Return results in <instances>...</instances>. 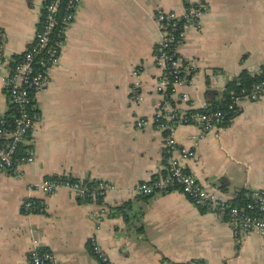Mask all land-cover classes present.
Returning a JSON list of instances; mask_svg holds the SVG:
<instances>
[{"label":"crops","instance_id":"1","mask_svg":"<svg viewBox=\"0 0 264 264\" xmlns=\"http://www.w3.org/2000/svg\"><path fill=\"white\" fill-rule=\"evenodd\" d=\"M45 0H0V31L7 58L28 46ZM205 3L196 28L178 47L194 63L191 85L173 99L201 108L205 92H221L242 71L264 72V0H81L48 88L36 96L39 120L29 146L34 161L20 175L0 171V264H28L33 248L59 264H103L89 250L93 237L111 264H264V238L237 242L225 219L205 212L179 191L142 198L134 187L163 173V135L151 121L161 97L153 48L160 33L156 8L184 14ZM141 68L143 100H129L134 67ZM186 98V102L179 99ZM0 108L6 97L0 79ZM145 125L135 127L137 119ZM201 134L180 125L174 139L191 148ZM186 170L217 196L264 191V97L243 101L231 123L199 138ZM51 175L112 185L101 201L79 202L64 188L44 194L28 185ZM227 183L226 190L221 182ZM42 202L44 213L25 214L21 202ZM127 205L124 213L116 208ZM106 210L99 224L90 214Z\"/></svg>","mask_w":264,"mask_h":264},{"label":"built area","instance_id":"2","mask_svg":"<svg viewBox=\"0 0 264 264\" xmlns=\"http://www.w3.org/2000/svg\"><path fill=\"white\" fill-rule=\"evenodd\" d=\"M80 1L45 0L34 35L21 54L6 57L5 36L0 31V79L6 97V109L0 108V171L19 176L20 168L34 161L29 139L39 120L36 96L50 84L51 71L58 64L66 46L67 33ZM205 10V3L198 2L181 15L160 8L153 12V19L160 33L153 55L155 65L160 71L155 89L161 100L155 106L151 121L154 128L163 135L164 170L160 176L138 183L133 194L154 197L179 191L203 211L222 216L238 243L247 233H255L264 238V191L252 190L245 204L235 205L232 200L210 192L186 170L183 163L195 156L194 147L197 146L199 138L211 130L222 128L219 125L226 116L221 111L200 110L206 108V104L201 108L191 109L184 104H178L172 98L178 86L192 84L194 63L180 55L178 47L184 41L188 27H200L199 20ZM140 75L141 68L134 67L129 89V100L133 104L143 100ZM229 96L232 101L229 107L238 114L243 101H255L264 97V78L248 88L240 89L236 94L230 92ZM179 100L186 102L185 97ZM145 123L142 118L137 119L134 124L140 129ZM180 125L200 127L199 138H192V149L178 147L174 132ZM58 188L68 190L79 202L97 201L113 189L107 182L82 181L60 175L47 176L40 183L28 185V189L44 194H50ZM45 209L46 206L38 200L25 199L21 202V211L25 214H41ZM105 214L106 210H101L90 214V219L99 224ZM88 244L92 254L101 263L111 264L93 237ZM26 260L28 264H59L51 251L41 248L29 250Z\"/></svg>","mask_w":264,"mask_h":264},{"label":"trees","instance_id":"3","mask_svg":"<svg viewBox=\"0 0 264 264\" xmlns=\"http://www.w3.org/2000/svg\"><path fill=\"white\" fill-rule=\"evenodd\" d=\"M263 78H264V72H262L259 75L251 76L248 72L242 71L238 76L229 80L221 92L213 91L210 89L207 90L205 92L206 108H203L200 110H205V111H209V112L221 111L223 113H226V116H225L223 122L219 126L220 127L228 126L231 123L232 119L237 115L229 107V105L232 104L229 93L234 92L236 94L240 89L248 88L252 83L258 82L259 80H261ZM226 187H227V183L222 180L221 188L223 190H226L225 189ZM248 195H249L248 192L240 190L236 193L235 197L232 199V203L235 205L245 204L249 200ZM139 197L148 198V199L151 198L148 196H139ZM102 198L101 197L98 198L97 201H101ZM85 202H89V201H85ZM81 203H83V202H81ZM125 208H127V205L124 204L122 207L116 208V210L124 213L123 209H125ZM199 209H201V208H199ZM87 246H88L90 252L92 253V250H91L89 244H87Z\"/></svg>","mask_w":264,"mask_h":264}]
</instances>
